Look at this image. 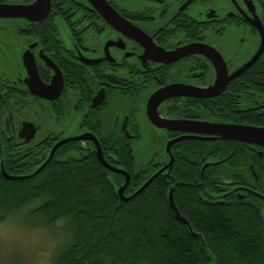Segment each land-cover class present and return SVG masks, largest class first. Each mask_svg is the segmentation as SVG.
<instances>
[{
    "label": "flooded vegetation",
    "instance_id": "obj_1",
    "mask_svg": "<svg viewBox=\"0 0 264 264\" xmlns=\"http://www.w3.org/2000/svg\"><path fill=\"white\" fill-rule=\"evenodd\" d=\"M105 1L140 33L121 32L87 0H0L2 9H20L0 16V151L16 168L10 174H32L65 140L72 141L51 161L97 158L100 150L116 169L122 144L135 159V175L150 179L165 168L157 178L170 182L178 162L205 161L200 184L226 185L239 200L253 197L264 214V147L181 125L264 128L259 4ZM170 87L177 90L157 97ZM100 165L115 183L116 173Z\"/></svg>",
    "mask_w": 264,
    "mask_h": 264
},
{
    "label": "trees",
    "instance_id": "obj_2",
    "mask_svg": "<svg viewBox=\"0 0 264 264\" xmlns=\"http://www.w3.org/2000/svg\"><path fill=\"white\" fill-rule=\"evenodd\" d=\"M255 1L264 18V0ZM114 155L116 169L131 176L124 193L129 197L149 178L133 174L135 159L122 144ZM0 156V168L17 176L11 175L16 168L8 166L1 151ZM204 162L190 167L178 162L174 181L157 178L133 200L121 203L116 191L124 179L117 174L115 183L107 179L95 156L57 157L29 179L9 181L0 171V211L24 213L46 228L63 223L70 240L53 264H264L259 202L247 196L239 200L223 184H200L197 173ZM170 189L180 216L202 237L205 250L176 219L168 202Z\"/></svg>",
    "mask_w": 264,
    "mask_h": 264
},
{
    "label": "water",
    "instance_id": "obj_3",
    "mask_svg": "<svg viewBox=\"0 0 264 264\" xmlns=\"http://www.w3.org/2000/svg\"><path fill=\"white\" fill-rule=\"evenodd\" d=\"M89 4L96 9V11L99 13V15L107 21L110 25H113L115 27H120V31L127 34V33H140L136 28L132 27L128 22H126L124 19H122L116 12L107 4L105 0H87ZM12 10H20V9H11V8H0V16L9 15L8 13ZM8 12V13H7ZM257 30L262 33V36H264V29L259 24V26H256ZM264 48V38H263V44L260 48L259 53L257 56L263 51ZM256 56V57H257ZM43 90L44 87H43ZM177 89L175 87H170L166 89L165 91L157 94V97H161L163 95H171L173 92H175ZM181 125L184 127L182 130L184 131H193L195 133L204 134L211 136L212 138H218L222 140H229V141H237L241 143L246 144H254L264 147V128H254V127H247V126H236V125H226V124H204V123H189V122H183ZM210 139H200L204 141L213 140ZM72 140H65L61 143L57 144L52 151L49 154L48 159L44 162V164L38 168L35 172H33L31 175L25 176V177H11L4 171L3 167L1 166L0 171L1 174L9 181H17V180H24L28 178L34 177L36 174H38L50 161L53 159V156L55 152L62 147L64 144L70 142ZM97 159L98 161L109 171L121 174L126 177L125 183L122 187L118 188L116 193L121 203H127L131 200H133L135 197H137L141 192H143L149 184L157 178L164 170H160L158 173H156L153 177H151L138 191H136L133 195L129 197H125L124 193L127 187L129 186V176L126 172L120 169H114L111 168L106 161L104 160L102 153L100 150H98ZM171 166V163H170ZM168 202L170 205V208L172 212L174 213L176 219L180 221L182 224L185 225V227L188 229L190 234L195 237L199 238L202 248L205 250V245L203 243L202 237L199 235H196L192 232L190 225L188 222L180 216L178 210L176 209L174 202H173V190L170 189L168 192Z\"/></svg>",
    "mask_w": 264,
    "mask_h": 264
},
{
    "label": "rangeland",
    "instance_id": "obj_4",
    "mask_svg": "<svg viewBox=\"0 0 264 264\" xmlns=\"http://www.w3.org/2000/svg\"><path fill=\"white\" fill-rule=\"evenodd\" d=\"M69 240L63 223L46 228L36 219L28 220L24 213L9 216L0 211V264H53Z\"/></svg>",
    "mask_w": 264,
    "mask_h": 264
},
{
    "label": "bare ground",
    "instance_id": "obj_5",
    "mask_svg": "<svg viewBox=\"0 0 264 264\" xmlns=\"http://www.w3.org/2000/svg\"><path fill=\"white\" fill-rule=\"evenodd\" d=\"M203 157V156H202Z\"/></svg>",
    "mask_w": 264,
    "mask_h": 264
}]
</instances>
